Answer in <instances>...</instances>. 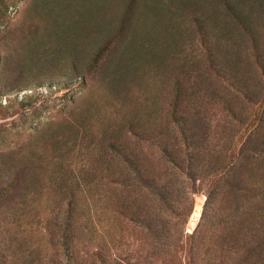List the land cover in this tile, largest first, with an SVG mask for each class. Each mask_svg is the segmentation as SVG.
Segmentation results:
<instances>
[{
    "label": "trees",
    "instance_id": "1",
    "mask_svg": "<svg viewBox=\"0 0 264 264\" xmlns=\"http://www.w3.org/2000/svg\"><path fill=\"white\" fill-rule=\"evenodd\" d=\"M0 117V264H264V0H0Z\"/></svg>",
    "mask_w": 264,
    "mask_h": 264
},
{
    "label": "rangeland",
    "instance_id": "2",
    "mask_svg": "<svg viewBox=\"0 0 264 264\" xmlns=\"http://www.w3.org/2000/svg\"><path fill=\"white\" fill-rule=\"evenodd\" d=\"M23 5H24V2L20 3L16 8L10 9L11 10L10 14L12 13V15H14L16 11H20ZM184 39H187L186 41H188V39L190 40L191 38L190 37L188 38V36H186ZM35 92L47 98V102L44 104V107H48L51 109L54 107H59L61 103L66 101L67 99L76 100L84 93L83 88H70V87L56 88L55 86L50 87V89L41 87V88H38ZM35 92H32V90H26L22 93H19L16 96L15 95L11 96L10 99L17 98L18 99L17 101L21 102L24 100L26 96H31V95L34 96L36 94ZM1 105L3 107L8 105V100L3 98L1 100ZM40 115H41V118L39 122L34 123L32 125V129H35L38 126V123L43 124L45 122V118L47 117V114L45 112H42L40 113ZM8 123L9 122H5L1 120V117H0V125L9 126ZM193 199H194L193 214L186 227L187 232L189 233H191L195 229L199 221L200 214H201L202 207H203L204 200H205L204 197L199 194L193 196ZM42 219H45V217ZM43 221L44 220H40V224H36L37 221L35 222V225L32 227L31 236L30 234H26L28 238H25L24 241L22 240L16 241L15 238L10 240L9 235H6L7 236L5 237L6 239H3V245H4L3 251H5L4 254L8 255L9 257V264H34L36 261L42 258L41 257L42 255L44 257L48 253L47 238L44 237L43 234H41L43 233L42 231H40L41 233H38V234L37 232L34 231L37 225L42 230ZM30 237L32 238L30 239ZM26 242L29 244V247L27 246ZM86 243H88V241H86ZM28 249H31V250L29 252H26V250Z\"/></svg>",
    "mask_w": 264,
    "mask_h": 264
}]
</instances>
